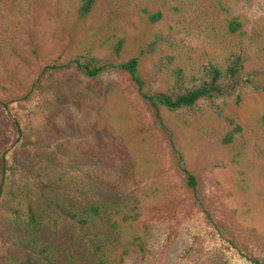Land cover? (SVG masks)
Segmentation results:
<instances>
[{"label": "rangeland", "instance_id": "1", "mask_svg": "<svg viewBox=\"0 0 264 264\" xmlns=\"http://www.w3.org/2000/svg\"><path fill=\"white\" fill-rule=\"evenodd\" d=\"M82 3L0 0V264H42L39 244L50 264H96L98 247L112 264H264V92L157 109L121 69L71 62L138 58L152 96L241 53L264 86V0ZM92 205L107 213L91 225L68 216Z\"/></svg>", "mask_w": 264, "mask_h": 264}, {"label": "trees", "instance_id": "2", "mask_svg": "<svg viewBox=\"0 0 264 264\" xmlns=\"http://www.w3.org/2000/svg\"><path fill=\"white\" fill-rule=\"evenodd\" d=\"M94 0H83L82 6L79 9L81 18H85L92 10ZM155 18H159L155 16ZM155 20V19H154ZM241 28V23L233 19L230 23L231 32H236ZM122 41L117 42L113 46L115 53L121 50ZM247 57L244 54L238 53L232 56L224 66L210 65L209 68L204 69L198 75L186 79L181 70L173 71L172 75V90L170 92L158 93L148 96L143 93V81L139 72V59L131 58L123 63L115 64L109 61L99 59L91 54L84 56H77L71 62L80 68L87 76L95 77L101 72L109 68H118L129 74L132 81L138 88L139 93L148 100L155 108L163 107L170 111H177L182 109H192L201 102L214 103L216 101H223L227 103L233 98L234 102L238 104L241 101L244 88H249L254 91H263L262 86L256 78L255 72H247L245 70V63ZM239 131L238 126H235L225 138L224 143H230L233 140L234 134ZM5 165L4 161L0 162V173L4 177ZM184 174L191 187L195 186L194 176L183 169ZM29 222L31 226L36 228V232L41 230L42 223L37 219L32 209L29 210ZM106 207L89 206L82 210L83 217H80L75 212L69 211L68 216L75 220V222L83 227L91 225L95 220H98L103 214H106ZM115 223H113L114 225ZM35 243V240L33 241ZM102 255L99 256L96 264H112L110 257L98 247ZM37 253L42 264H50L48 257L49 247L46 244H39ZM122 262V258L120 259ZM65 264H76L75 260L68 258ZM120 264V263H118Z\"/></svg>", "mask_w": 264, "mask_h": 264}]
</instances>
